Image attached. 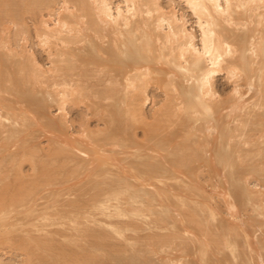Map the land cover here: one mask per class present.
Segmentation results:
<instances>
[{
    "label": "rangeland",
    "instance_id": "obj_1",
    "mask_svg": "<svg viewBox=\"0 0 264 264\" xmlns=\"http://www.w3.org/2000/svg\"><path fill=\"white\" fill-rule=\"evenodd\" d=\"M125 1L0 0V188L5 197L25 188L35 213L26 202L7 212L20 228L0 236V264H41L46 246L69 247L71 264L80 251L98 255L93 264H264V55L253 53L264 39V0H229L219 16L206 3L231 44L204 97L208 110L196 113L183 91L197 89L198 73L180 69L193 54L177 52L190 36L202 52L198 17L186 0ZM105 4L127 13V26L105 19ZM140 46L150 52L137 59ZM244 56L253 70L241 68ZM29 238L40 243L38 253L27 249L33 258L18 246ZM52 248L41 253L55 259Z\"/></svg>",
    "mask_w": 264,
    "mask_h": 264
},
{
    "label": "bare ground",
    "instance_id": "obj_2",
    "mask_svg": "<svg viewBox=\"0 0 264 264\" xmlns=\"http://www.w3.org/2000/svg\"><path fill=\"white\" fill-rule=\"evenodd\" d=\"M126 1H128V2H131V0H126ZM125 1V2H126ZM225 3H226V6L227 7H225V9L224 8H222L221 7V0H186V2L188 3V5L190 6V8L192 9V11L196 14V16L198 17V22H199V27H200V30H201V45H202V48H201V50H202V52L200 53V54H198L197 55V51L195 50V46H194V44H193V37L192 36H190L189 37V39H187L188 40V43H187V46H186V48H180L181 49V52L179 51V52H177L178 54V59H181V58H184L185 57V53L188 51L189 53H187V54H193L192 55V57H193V59L192 58H190V59H192V61H190V64L188 63L189 61L188 60H190V59H187V63H188V67L185 65L184 67H180V69H184V70H186V71H188V72H191V73H194V74H196V72L198 73V77H197V81H196V86L195 87H197V89H193V88H191V89H188V90H184L183 91V93H184V95H185V97H186V106H187V108L189 109V110H193V113H196L197 111H195V108H197V106L198 107H202V108H204L205 107V105H208L207 103H209V101L207 102L206 100H204V97H205V99H207L208 97H209V84H210V80H211V78H212V75L215 73V72H217V71H219L220 70V64H222V58H223V56L224 55H227L228 53H229V51H226L225 50V48H228L229 47V45L231 44H227L228 45V47H227V45L225 46V45H223V37H225L224 36V34H221V32H219L217 29H218V27H217V25L218 24H216V19H214V20H212L214 17H212V15L211 14H208V13H206L207 12V8H206V3H209V5H210V8L214 11V12H216V13H218V16L219 15H222V14H225V13H229L230 12V1L229 0H223ZM242 1V0H241ZM127 3V2H126ZM22 5V4H21ZM131 6V5H130ZM130 6H128V7H130ZM28 8V7H27ZM131 10H133L132 8H130ZM126 12H128V13H130L129 12V9H128V11H126ZM124 14H127V13H123L120 9L118 10V11H116V14H112V11H111V8H109V6H108V4H105L104 5V8H103V17L105 18V19H108L110 22H114L115 24L117 23V22H120V21H122L121 23L123 24V25H125V26H127V18H126V16L124 15ZM230 15V14H229ZM248 15V14H247ZM132 16H134V15H132ZM227 15H223V17H226ZM103 18V19H104ZM219 19H221V18H219ZM224 19V18H223ZM218 20V19H217ZM219 21H222V20H219ZM226 21V20H225ZM108 22V21H107ZM217 23H218V21H217ZM121 24V25H122ZM221 24V23H220ZM116 25H118V23L116 24ZM118 27V26H117ZM129 27V26H128ZM137 27V26H136ZM221 28V27H220ZM258 31V30H257ZM226 32V31H225ZM118 33H119V31H118ZM257 33L258 32H256V35H257ZM138 34V33H137ZM188 37V36H187ZM245 39V38H244ZM259 39H260V41H264V39L263 38H261V36L259 37ZM226 42V41H225ZM235 42V41H234ZM262 42H257L256 44H255V46H254V49H253V53L254 54H262V55H264V42L262 43ZM118 43V42H117ZM186 43V42H185ZM145 46H148V44H145ZM184 46V47H185ZM233 46V45H232ZM225 47V48H224ZM144 48V47H143ZM141 46L135 51V53L134 54H132L135 58H137V59H141V58H145L146 56H145V52H150V50H145V49H143ZM234 48V47H233ZM235 50V49H234ZM145 51V52H144ZM194 52V53H193ZM196 53V54H195ZM232 53H234V52H232ZM68 54H71V53H69L68 52ZM124 54V53H123ZM159 54V53H158ZM180 54V55H179ZM235 54H237V53H235ZM259 54L257 55V56H259ZM159 56V55H158ZM228 56V55H227ZM174 57H176V56H174ZM190 57V56H189ZM238 57V56H237ZM239 57H240V55H239ZM264 57V56H263ZM236 58V57H235ZM259 58H260V56H259ZM262 58V57H261ZM260 58V59H261ZM202 59H204L205 61H207V63L210 65V67L208 68V67H202L201 65L202 64H204V63H201V60ZM225 59V58H224ZM237 59V58H236ZM251 58L250 57H248L247 56V58L244 56L243 58H242V61H243V63H242V65L241 64H239L238 63V67H239V65H241L240 67L241 68H243L244 66L246 67V68H248V69H246V72H247V70H251L252 68H251V65H252V63H251V61L252 60H250ZM263 59V58H262ZM262 59H261V61H262ZM232 60V59H231ZM241 60V59H240ZM239 59H238V61H240ZM234 61H237V60H233L232 62H234ZM231 62V63H232ZM241 62V61H240ZM253 63H254V61H252ZM201 63V64H200ZM230 63V66L231 65H233V63L231 64ZM237 62H235V64H236ZM4 64V63H3ZM17 64V63H16ZM258 63H256V64H254V65H257ZM179 65V64H178ZM181 65V64H180ZM259 65V64H258ZM261 65H264V64H261ZM18 66L19 65H17V68H18ZM21 66H24V65H21ZM26 66V65H25ZM63 66V65H62ZM204 66V65H203ZM233 66H235V65H233ZM237 66V65H236ZM239 67V68H240ZM245 67H244V70H245ZM16 68V69H17ZM110 68V67H109ZM218 68H219V70H218ZM222 68V67H221ZM232 68V67H231ZM234 68V67H233ZM238 68V69H239ZM240 68V69H241ZM250 68V69H249ZM1 69V68H0ZM20 69V68H19ZM235 69V68H234ZM237 69V67H236V70H238ZM256 69V68H255ZM243 70V69H242ZM253 70V69H252ZM68 71V70H67ZM232 71H233V69H232ZM235 71V70H234ZM258 71V70H257ZM261 71V70H260ZM2 72H4V71H2ZM7 72V71H6ZM35 72V71H34ZM187 72V73H188ZM12 73V75L10 74V76L12 77L13 76V72H11ZM31 73H33V72H31ZM186 73V72H185ZM263 73V72H262ZM23 74V73H22ZM35 74V73H34ZM7 75V74H6ZM15 75V74H14ZM21 75V74H20ZM25 75V74H24ZM28 75V78H29V74H27ZM26 75V76H27ZM33 75V74H32ZM30 76V77H34V79H36L35 77H36V75L35 76ZM255 75H257V73L255 74ZM261 75V74H260ZM25 76V77H26ZM38 76V75H37ZM2 77H5L4 75L2 76ZM2 77L0 78V81H1V79H2ZM10 77V78H11ZM16 77V76H15ZM14 77V78H15ZM17 77H20V76H17ZM24 77V80L27 78H25ZM189 77H190V74H189ZM6 79H7V76L5 77ZM13 78V79H14ZM143 78V77H142ZM191 78V77H190ZM12 79V80H13ZM15 79H17V78H15ZM11 80V79H10ZM23 80V79H22ZM30 80V79H29ZM32 80V79H31ZM145 80V79H144ZM3 81H5V79H3ZM7 81V80H6ZM140 81V80H139ZM261 81V80H260ZM23 82H25V81H23ZM26 82H28V81H26ZM32 82V81H31ZM36 82V81H35ZM1 83V82H0ZM39 83V82H38ZM4 83H2V85H3ZM31 84H33V83H30V85ZM168 84V83H167ZM171 84H173V83H171ZM15 85L16 84H14V87H15ZM27 85V84H26ZM39 85V84H38ZM135 85V84H134ZM4 86V85H3ZM168 86H169V84H168ZM13 87V86H12ZM13 87V88H14ZM31 87V86H30ZM6 88V87H5ZM11 88V87H10ZM10 88H8V90L10 89ZM16 88H17V85H16ZM23 88V87H22ZM15 89V88H14ZM33 89V88H32ZM32 89H30L31 91H33ZM178 89V88H177ZM185 89V88H184ZM23 90V89H22ZM21 90V91H22ZM27 90H28V88H27ZM35 90H36V88H35ZM34 90V91H35ZM40 90V89H39ZM76 90V89H75ZM74 90V91H75ZM14 91V90H13ZM12 91V92H13ZM19 91H20V89H19ZM18 91V92H19ZM66 91V90H65ZM203 92V94L201 95L203 98H201V97H199L198 96V94H197V92ZM17 92V93H18ZM49 92V91H48ZM78 92V91H77ZM85 92V91H84ZM16 93V92H15ZM41 93H43V92H41ZM107 93V92H106ZM139 93V92H138ZM200 93V94H201ZM33 94V93H32ZM78 94V93H77ZM19 95H22V93H20ZM133 95V94H132ZM131 94H130V96H132ZM262 95V94H261ZM260 95V96H261ZM54 96V95H53ZM206 96H208V97H206ZM262 96H264V93H263V95ZM45 97V96H44ZM109 97V96H108ZM133 97V96H132ZM188 97V98H187ZM48 98V97H47ZM133 98H135V97H133ZM130 99H131V97H130ZM209 99V98H208ZM48 100V99H47ZM129 100V99H128ZM29 101V100H28ZM43 101V100H42ZM132 101H134L133 99H132ZM202 101V102H201ZM205 101L207 102V103H205ZM43 102H45V101H43ZM181 102V101H180ZM182 102H184V101H182ZM264 102V101H263ZM262 102V103H263ZM127 103V102H126ZM30 104H31V101H30ZM41 104V103H40ZM121 104V103H120ZM132 104V103H131ZM170 104V103H169ZM205 104V105H204ZM264 104V103H263ZM44 105V104H43ZM132 107H133V105H131ZM136 106V105H135ZM179 106H181V105H179ZM185 106V105H184ZM210 105H208V107H209ZM130 107V106H129ZM172 107V106H171ZM208 107H205L204 108V110H208ZM211 108L212 107H210V111H211ZM32 109V108H31ZM36 109V108H35ZM37 110V109H36ZM132 110V109H131ZM185 110V109H184ZM35 111V110H34ZM130 111V110H129ZM135 111V110H134ZM168 111V110H167ZM172 111H173V109H172ZM177 111V110H176ZM131 112V111H130ZM137 112V111H136ZM138 112H139V110H138ZM175 112V111H174ZM177 112H179V111H177ZM184 112V111H183ZM112 113V112H111ZM110 113V115H113V114H111ZM171 113V112H170ZM203 113V112H202ZM206 113V112H205ZM134 114V113H133ZM179 114V113H178ZM118 115V114H117ZM131 115V114H130ZM135 115V114H134ZM165 115V114H164ZM172 115V114H171ZM120 116V115H119ZM135 116H137V115H135ZM167 118V117H166ZM171 118H173V117H171ZM176 118V117H175ZM175 118H173V119H175ZM181 118V117H180ZM179 118V119H180ZM189 118V117H188ZM115 119V118H114ZM118 119V118H117ZM135 119H136V117H135ZM134 119V120H135ZM178 120V119H177ZM183 120V119H182ZM160 121V120H159ZM168 121V120H167ZM166 121V122H167ZM175 121V120H174ZM174 121H173V123H174ZM129 122V121H128ZM163 122H164V120H163ZM170 122H171V120H170ZM184 122V121H183ZM242 122V121H241ZM132 123V122H131ZM165 123V122H164ZM176 124H177V122H175ZM260 123V122H259ZM258 123V124H259ZM130 124V123H129ZM263 124V123H262ZM202 125V124H201ZM157 126V125H156ZM111 127V126H110ZM117 127H118V125H117ZM121 127V126H120ZM158 127V126H157ZM160 127V126H159ZM199 127H200V125H199ZM198 127V128H199ZM202 127V126H201ZM114 128V127H113ZM197 128V127H196ZM262 128H263V126H262ZM115 129V128H114ZM119 129V128H118ZM118 129H117V131H118ZM159 130H162V128L160 129V128H158ZM202 129V128H201ZM200 129V130H201ZM113 130V129H112ZM116 130V129H115ZM119 130H121V129H119ZM196 130V129H195ZM199 130V131H200ZM117 131H116V133H117ZM155 131V130H154ZM157 131V130H156ZM112 132V131H111ZM159 132V131H158ZM162 132V131H161ZM228 133V132H227ZM115 134V133H114ZM151 134H153V133H151ZM165 134V133H164ZM117 135H119V134H117ZM148 135H149V133H148ZM147 135V136H148ZM157 135V134H156ZM158 135H160V134H158ZM166 135V134H165ZM230 135V134H229ZM116 136V135H115ZM150 136H152V135H150ZM154 136V135H153ZM152 136V140L154 141L155 139L157 140V138H155L154 139V137ZM163 136V135H162ZM167 136H168V134H167ZM165 137V136H164ZM229 137V136H228ZM228 137H226V138H228ZM158 138H159V136H158ZM169 139H171V138H169ZM164 140V139H163ZM162 140V141H163ZM165 141V140H164ZM166 142V141H165ZM153 143V142H152ZM196 143V142H195ZM199 143V142H198ZM158 144V143H157ZM194 144V143H193ZM178 145V144H177ZM181 145V144H180ZM197 145V144H196ZM200 146V145H199ZM233 146V145H232ZM231 146V143H230V147H232ZM181 147V146H180ZM186 147H190V145H187ZM195 147V146H194ZM182 148V147H181ZM181 148L180 149H178V152L181 150ZM201 148V147H200ZM186 149V148H185ZM188 149H191V147L190 148H188ZM193 149V148H192ZM198 149V148H197ZM195 150H196V148H195ZM236 150V149H235ZM199 151H200V149H199ZM199 151H198V153H199ZM61 152V151H60ZM177 152V151H176ZM181 152V151H180ZM185 152V151H184ZM183 152V154H185L184 156H186V153H184ZM191 152V151H190ZM189 152V153H190ZM220 152V151H219ZM219 152L217 153V158L220 156V155H222V152L220 153V155L218 156V154H219ZM59 153V152H58ZM57 153V154H58ZM196 153V152H195ZM175 154V153H174ZM173 154V155H174ZM182 154V155H183ZM192 154V153H191ZM65 155V154H64ZM67 156H69L68 154H66ZM179 155V154H178ZM181 155V154H180ZM52 156V155H51ZM176 156V157H175ZM174 157H175V159L176 158H178V162H179V164L178 165H181L180 164V162H181V160H182V158L180 159V156H178L177 157V155H175ZM183 156V157H184ZM187 156H189V155H187ZM192 156H194L193 154H192ZM228 156V155H227ZM13 157V156H12ZM70 157H71V155H70ZM174 157H172V158H174ZM202 157V156H201ZM222 157V156H221ZM172 158L170 159V160H172ZM185 158V157H184ZM227 158V157H226ZM226 158H224V156H223V159H224V161H222V162H226L227 161V159ZM54 159V158H53ZM70 159V158H69ZM185 159H188L189 160V158H185ZM197 159V158H196ZM219 159V158H218ZM222 159V160H223ZM174 160V159H173ZM188 160H186V162L188 161ZM204 160V159H203ZM203 160H200V161H203ZM185 161V160H184ZM184 161H182V162H184ZM190 161V160H189ZM194 161V160H193ZM195 161H197V160H195ZM219 161V160H218ZM173 162V161H172ZM175 162V161H174ZM178 162H175V163H178ZM181 162V163H182ZM46 163H48V161L46 162ZM50 163V162H49ZM48 163V164H49ZM189 164H190V162H188ZM193 163V162H192ZM41 164V163H40ZM42 164H44V163H42ZM172 164V163H171ZM183 164V163H182ZM185 164V163H184ZM183 164V165H184ZM1 165V164H0ZM37 165H38V163H37ZM173 166L172 167H174V166H178V165H175V164H172ZM187 165V164H186ZM213 165V164H212ZM211 165V166H212ZM221 165H222V163H221ZM225 165V164H224ZM44 166V165H43ZM49 166H50V164H49ZM45 167H46V165H45ZM178 167H180V166H178ZM178 167L176 168V169H178ZM213 167V166H212ZM42 168V167H41ZM158 168H160L161 169V167H158ZM157 167H156V169L155 170H157L158 169ZM35 169V168H34ZM38 169H40V168H38ZM47 169V168H46ZM54 169V168H53ZM59 169V168H58ZM132 169V168H131ZM163 169V168H162ZM161 169V170H162ZM172 169V168H171ZM181 169V168H180ZM213 169V168H212ZM217 169V168H216ZM215 169V170H216ZM1 170V169H0ZM127 170V169H126ZM129 170V169H128ZM173 170H175V168L173 169ZM187 170H189V169H187ZM52 171V170H51ZM61 171V170H60ZM57 172V171H56ZM35 173V172H34ZM44 173V172H43ZM46 173V172H45ZM2 174V173H1ZM5 174V173H4ZM53 174V173H52ZM52 174H51V176H52ZM40 175V174H39ZM1 176V175H0ZM5 176V175H4ZM36 176V175H35ZM41 176V175H40ZM44 176V175H43ZM45 176H46V174H45ZM48 176V178H49V174L47 175ZM6 177V176H5ZM37 177H39V176H37ZM35 178V177H34ZM41 178H42V176H41ZM45 178V177H44ZM43 178V179H44ZM51 178H53V177H50V179ZM35 179H37V178H35ZM98 179V178H97ZM32 180V179H31ZM38 180V179H37ZM49 180V179H48ZM100 180H101V178H100ZM147 180H148V178H147ZM149 180H150V178H149ZM152 180V179H151ZM35 181V180H34ZM37 182V181H36ZM45 182V181H44ZM53 182V181H52ZM81 182V181H80ZM123 182H124V180H123ZM82 183V182H81ZM2 184V183H1ZM53 184V183H52ZM76 184V183H75ZM4 186H2L1 188H0V213H2V217L0 218V236H2L3 237V235L4 236H6L7 234L9 235V233H12L13 231H15L16 230V227L18 226V225H16V223H15V225H13V224H11L12 222V220H14L13 218V214H12V218L10 217V219H12V220H10V219H7L8 218V216L6 217V214H7V212H9L12 208H15V207H17V206H20V205H22L24 202H26L27 203V205H26V210H28L29 209V211H27V213L28 212H30L31 213V215L32 214H35L34 213V210H33V206H30V200H28V195L25 193V191L24 190H26L25 188H23V190L22 189H19V187L17 186V188L16 189H13V190H11L12 191V195L11 196H6L5 197V195H8L9 193H7V190H8V188H7V186H5V184H3ZM10 185V184H9ZM18 185V184H17ZM19 185H21L20 184V181H19ZM26 185V184H25ZM45 185V184H44ZM12 186V185H11ZM27 186V185H26ZM35 186V185H34ZM71 186V185H70ZM29 187V186H28ZM42 187V186H41ZM65 187V186H64ZM134 187V186H133ZM44 188V187H43ZM42 188V189H43ZM59 188H61V187H58V189ZM119 188V187H118ZM64 189V188H63ZM66 189V188H65ZM23 191V192H22ZM109 192V191H108ZM116 192H117V190H116ZM248 192V191H247ZM38 193V192H37ZM40 193V192H39ZM43 193V192H42ZM11 194V193H10ZM52 194V193H51ZM117 194V193H116ZM116 194H115V192H114V195L113 194H110L111 196H116ZM125 194V193H124ZM143 194V193H142ZM43 195V194H42ZM119 195V194H118ZM117 195V196H118ZM36 196V195H35ZM38 196V195H37ZM45 196V195H44ZM43 196V197H44ZM80 196H81V194H80ZM79 196V197H80ZM95 196V195H94ZM116 196V197H117ZM9 197V198H8ZM39 197V196H38ZM52 197V196H51ZM96 197V196H95ZM160 198H161V196H160ZM159 197H158V199H160ZM46 199H48L47 197H46ZM96 199V198H95ZM94 199V200H95ZM105 199H107V198H105ZM163 199V198H162ZM161 199V201H163ZM77 200V199H76ZM101 200V199H100ZM167 200V199H166ZM169 200V199H168ZM89 201V200H88ZM138 201V200H137ZM140 201V200H139ZM143 201V200H142ZM158 201H160V200H158ZM35 202V201H34ZM75 202V201H74ZM92 202V201H91ZM94 202V201H93ZM175 202V201H174ZM26 203H24V205L26 204ZM31 203H32V198H31ZM37 203H40V202H37ZM69 203V202H68ZM78 203V202H77ZM70 204V203H69ZM160 204H162V203H160ZM37 205V204H36ZM177 205V204H176ZM38 206V205H37ZM65 206V205H64ZM63 206V207H64ZM68 206V205H67ZM71 206V205H70ZM83 206H84V204H83ZM162 206H164V205H162ZM161 206V207H162ZM185 206V205H184ZM189 206V205H188ZM23 207V206H22ZM39 207V206H38ZM74 207H76V204H75V206ZM77 207H78V204H77ZM36 208V207H35ZM80 208H82V207H80ZM21 209H24V207L23 208H21ZM42 209V208H41ZM62 208H60V210L59 211H62L61 210ZM15 210V209H14ZM47 210V209H46ZM129 210V209H128ZM17 211H18V209H17ZM17 211L15 210L14 212H16L17 213ZM21 211V210H20ZM25 211V210H24ZM69 211V210H68ZM72 211V210H71ZM77 211V210H76ZM87 211V210H86ZM136 211H137V209H136ZM138 211H143V210H138ZM137 211V212H138ZM19 212V211H18ZM57 212V211H56ZM67 212V211H66ZM70 212V211H69ZM73 212V211H72ZM85 212V211H84ZM91 212V211H90ZM16 213H14V214H16ZM21 213H22V211H21ZM20 213V214H21ZM29 213V214H30ZM51 213V212H50ZM68 213V212H67ZM77 213V212H76ZM80 213V212H79ZM78 213V214H79ZM94 213V212H93ZM151 213V212H150ZM20 214H18V215H20ZM54 214V213H53ZM52 214V215H53ZM56 214V213H55ZM90 214V213H89ZM125 215L124 213H121V215ZM196 214V213H195ZM199 214V213H198ZM61 215H62V212H61ZM61 215H59V216H61ZM65 215H67V214H65ZM76 215V214H75ZM74 215V216H75ZM118 215H120V214H118ZM151 215V214H150ZM69 216V215H68ZM82 216V215H81ZM189 216V215H188ZM207 216V215H206ZM17 217H19V216H17ZM21 217H22V215H21ZM21 217L19 218V221L21 220ZM30 217V216H29ZM40 217V216H39ZM70 217V216H69ZM79 217V216H78ZM71 218V217H70ZM164 218V217H163ZM190 219V218H189ZM195 219V218H194ZM206 219V218H205ZM10 222H9V221ZM18 220V219H17ZM58 220V219H57ZM164 220H166V219H164ZM193 220V219H192ZM18 221V222H19ZM61 221H62V219H61ZM23 222V221H22ZM28 222V221H27ZM26 222V223H27ZM32 222V221H31ZM128 222V221H127ZM25 223V224H26ZM30 223V222H29ZM34 224V223H33ZM33 224L31 223V225L32 226H29L30 228L31 227H33ZM38 224V223H37ZM76 224H78V223H76ZM125 224H126V222H125ZM131 224V223H130ZM135 224V223H134ZM193 224V223H192ZM23 226H24V224H22ZM128 225V224H127ZM195 225V224H194ZM193 225V226H194ZM27 226V225H26ZM84 226V225H83ZM132 226V225H131ZM162 226V225H161ZM197 226V225H196ZM205 226H206V224H205ZM86 227V226H85ZM137 227H138V225H137ZM17 228H20V227H17ZM24 227H22V229H23ZM26 228V227H25ZM81 228V227H80ZM26 229H28V228H26ZM82 229V228H81ZM84 229V228H83ZM91 229V228H90ZM222 229V228H221ZM202 230V229H201ZM17 231V230H16ZM102 231H104V230H102ZM18 232V231H17ZM25 232V231H24ZM24 232L22 233V234H24ZM27 232V231H26ZM25 232V233H26ZM33 232H34V230H33ZM16 233V232H15ZM19 233H21L20 231H19ZM31 233H32V231H31ZM30 233V234H31ZM63 234H64V231L62 232ZM60 234V236L61 235H63V234ZM32 234H34V233H32ZM106 234V233H105ZM108 234H110V232L108 233ZM18 235H21V234H18ZM59 235V234H58ZM97 235H99V233H97ZM102 235H104V233L102 234ZM24 237H25V235H23ZM64 236H65V234H64ZM63 236V237H64ZM92 236H95V234H93ZM92 236H90V237H92ZM100 236V235H99ZM105 236V235H104ZM10 237H11V234H10ZM14 237V236H13ZM17 237V236H16ZM27 237V236H26ZM25 237V238H26ZM6 238V239H5ZM4 239V241L6 242H9V241H11V240H7V237H5ZM23 238V237H22ZM31 238V237H30ZM29 238V240H33V239H30ZM100 238V237H99ZM98 238V239H99ZM107 238H108V236H107ZM21 239V238H20ZM53 239V238H52ZM58 239V238H57ZM61 239V238H60ZM63 239V238H62ZM92 239H93V237H92ZM102 239V238H101ZM100 239V240H101ZM103 239H105V238H103ZM157 239V238H156ZM42 240V239H41ZM45 240H46V238H45ZM51 240V239H50ZM100 240H98V241H100ZM158 240H160V238L158 239ZM12 241H14V240H12ZM25 241H27V239L25 240ZM36 240H33V242L31 241V243L32 244H30V242L28 241V243L26 242V244H25V248L23 247L24 246V242L22 243H20V245H18L19 243H17V242H14V244L15 243H17V245L18 246H20L21 248H23L22 250L25 252V253H27L26 255L27 256H29V258H31L32 256H30V255H33V252L35 251V250H38L37 248H36V245L38 244V242L36 241ZM39 241V240H38ZM56 241V240H55ZM61 240H59V242H60ZM81 241L82 242H84V240H82L81 239ZM80 241V242H81ZM96 241V240H95ZM95 241H93V242H95ZM105 241H106V239H105ZM156 241V240H155ZM161 241V240H160ZM159 241V242H160ZM220 241H222L221 239H220ZM219 241V242H220ZM223 241H224V239H223ZM35 242V244H33ZM77 242H79V241H77ZM85 242H86V240H85ZM102 242H103V240H102ZM45 243V242H44ZM48 243H50V242H48ZM57 243H58V241H57ZM91 243V242H90ZM96 244H97V242H95ZM161 243V242H160ZM12 244H13V242H12ZM21 244H23V246L21 245ZM60 244V243H59ZM65 243H63V245H64ZM67 244V243H66ZM93 244V243H92ZM16 245V244H15ZM39 245V247H40V243L38 244ZM37 245V246H38ZM53 245H56V244H54L53 243ZM61 245H62V243H61ZM99 245H101V243L99 244ZM99 245H98V248H99ZM102 245H104V244H102ZM34 246V247H33ZM52 246V245H51ZM58 246H60V245H58ZM57 245L55 246V247H58ZM68 246H70V245H68ZM79 246H81L80 244H79ZM46 247H48V246H46ZM46 247H44L43 249H42V247H41V249L42 250H38L39 252H40V254L39 255H37L36 257H42L41 259L44 261V262H42V260L41 259H39L38 258V261H40V262H42L43 264H68L69 263V260H70V257L68 256V254H65L64 253V249L66 248H64V249H62V251H61V249H60V251L58 252V250H57V248H56V250L54 249V248H52V247H50V248H48V250L49 249H51L52 248V250L54 249L55 251V253L57 252V256H56V258L55 259H51L52 257L54 258V256L52 255V257H47L46 255H50L48 252H50L51 250H45V249H47ZM62 247H64V246H62ZM92 247V246H91ZM103 247V246H102ZM107 247V246H106ZM28 248H31L32 249V251H33V248H34V251L32 252V254L31 253H29L30 251H28L27 249ZM36 248V249H35ZM59 248V247H58ZM69 248V247H68ZM68 248L67 249H65V251H67L68 250ZM95 248H97L96 246H95ZM97 248V249H98ZM108 248V247H107ZM202 248V247H201ZM70 249H71V247H70ZM89 249V248H88ZM97 249H95V251H101V249H99V250H97ZM26 250L28 251V252H26ZM86 250V249H85ZM93 250H94V248H93ZM43 251V253L44 252H46L45 254H42L41 252ZM48 251V252H47ZM131 251V250H130ZM133 251V250H132ZM198 251H199V249H198ZM36 252V251H35ZM34 252V253H35ZM51 252H53V251H51ZM50 252V253H51ZM76 252V251H75ZM79 252V251H78ZM111 252V251H110ZM112 252H114V249H113V251ZM29 253V254H28ZM36 253H38V252H36ZM71 253H73V252H71ZM83 252H81L80 251V253L79 254H77L76 253V255H77V257L79 256V260H76V256H72V258H71V260L73 259V263L72 264H74L75 262H74V259L76 260V263L75 264H93V262H94V260L93 259H97L98 260V258H97V256L98 255H85V254H82ZM86 253V252H85ZM92 253V252H91ZM94 253H96V252H94ZM234 253V252H233ZM51 254H53V253H51ZM75 254V253H74ZM83 256H82V255ZM131 254V253H130ZM138 254V253H137ZM142 254V253H141ZM43 255V256H42ZM115 255V254H114ZM113 255V256H114ZM118 255V254H117ZM116 255V256H117ZM124 255V254H123ZM132 255V254H131ZM143 255V254H142ZM35 256V255H34ZM44 256H46L45 258H44ZM93 256H94V258H93ZM96 256V257H95ZM104 256V255H103ZM119 257H120V255H118ZM139 256V255H138ZM234 256V255H233ZM131 257V256H130ZM202 257V256H201ZM28 258V259H29ZM33 258V257H32ZM81 258V259H80ZM112 258V257H111ZM95 259V260H96ZM96 260V261H97ZM115 260V259H114ZM32 262H34L33 260H31ZM36 261H37V259H36ZM93 261V262H92ZM29 262V261H28ZM39 262V263H40ZM71 262V261H70ZM98 262V261H97ZM104 262V261H103ZM41 263V264H42ZM129 263V262H128ZM69 264H71V263H69ZM95 264V263H94ZM113 264V263H112ZM141 264V263H140Z\"/></svg>",
    "mask_w": 264,
    "mask_h": 264
}]
</instances>
